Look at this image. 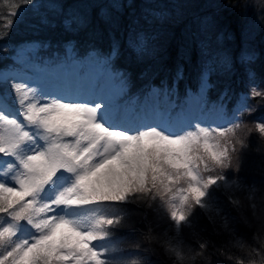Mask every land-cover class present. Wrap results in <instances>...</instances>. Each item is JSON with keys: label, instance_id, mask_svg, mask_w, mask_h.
Instances as JSON below:
<instances>
[{"label": "snow or ice", "instance_id": "snow-or-ice-1", "mask_svg": "<svg viewBox=\"0 0 264 264\" xmlns=\"http://www.w3.org/2000/svg\"><path fill=\"white\" fill-rule=\"evenodd\" d=\"M239 2L230 0L229 6ZM32 4H10L9 29ZM113 7L123 5L113 0ZM40 22L47 24V17ZM79 22L69 17L64 24L71 28ZM133 32L125 43L138 57H162L155 36ZM119 50V41L107 54L93 48L80 57L74 48H66L62 62L28 61L24 75L0 73L19 117L8 114L7 98L0 96V264H112L110 249L101 242L113 236L122 217L103 212L111 205L143 209L142 219L149 211L162 214L167 239L153 235L149 227L144 251L155 255L161 249L169 264H194L197 258L211 264L206 258L211 255L209 241L197 239L195 247L183 251L185 228L194 236L210 226L218 235L236 237L222 203L245 223L259 220L264 230V192L249 188L239 176V164L234 166L253 134L264 140V122L250 128L244 120L254 111L249 101L264 100V89L253 83L231 113L224 104L209 113L204 94L211 87V68L205 63L198 92L186 90L180 103L177 86L184 66L179 64L172 87L166 81L159 86L149 82L145 96L150 102L130 117L122 101L133 80L129 71L114 64ZM69 51L75 54L69 56ZM253 61L252 54L245 57L246 63ZM73 72L90 80L92 87H62ZM248 76L255 81V73ZM226 95L227 90L220 99ZM240 189L249 191L246 201L234 196ZM201 219L207 225L201 226ZM236 245L249 248L248 264H254L251 256L256 254L264 264V245L252 248L243 238Z\"/></svg>", "mask_w": 264, "mask_h": 264}, {"label": "trees", "instance_id": "trees-1", "mask_svg": "<svg viewBox=\"0 0 264 264\" xmlns=\"http://www.w3.org/2000/svg\"><path fill=\"white\" fill-rule=\"evenodd\" d=\"M19 2L21 0H0V37L7 34L6 39H0V73L24 75L21 51H26L24 59L29 56L33 62L50 64L62 62L66 48H74L80 57L93 48L107 54L113 42L119 41L120 50L114 64L132 74L133 87L122 101L131 107H140L147 100L145 93L149 82L159 86L161 81H166L171 88L179 64L184 66L183 79L177 86L180 103L184 102L186 90L198 92L200 72L205 63L211 68V87L204 94L209 113L220 104L226 105L231 113L240 94L248 92L253 83L264 89V0H240L235 7L229 6L230 0H120L123 7L118 8L113 7V0H33L22 19H16L9 29L10 4ZM44 16L47 24L40 22ZM69 17H77L80 22L66 28L64 21ZM132 30L133 35L143 32L146 36H155L157 44L163 47L162 57H138L125 43ZM248 54L254 56L251 63L245 62ZM145 71L147 75L142 77ZM249 72L255 73V81L249 80ZM225 90L227 95L221 100ZM0 96H6V103L16 109L11 89L2 82ZM249 103L254 111L246 114L244 120L253 128L264 122V100L257 97ZM237 163L239 176L245 184L264 192V140L258 134H253L249 146L238 153L234 166ZM248 195L247 189L234 193L241 201H246ZM254 198L258 199V194ZM221 206L229 213L236 237L218 235L210 226L199 236L185 228L183 251L195 247L197 239L206 240L212 245L208 250L211 255L206 257L211 264H235L240 259L248 264L249 248H239L236 240L243 238L246 245L256 248L264 245V230L259 220L245 223L226 203ZM103 211L122 217L111 239L121 243L123 251L119 257L117 252L114 254L113 264H169L161 249L157 248L155 255L144 251L149 246L143 240L149 234V227L153 235L167 239L164 236L167 224L162 214L149 211L147 219H142L143 209L134 211L133 205H111ZM217 223H220L219 217ZM200 224L207 225V221L201 219ZM137 244H140L139 249ZM251 259L254 264H261L259 254ZM194 264H204V260L197 258Z\"/></svg>", "mask_w": 264, "mask_h": 264}, {"label": "rangeland", "instance_id": "rangeland-1", "mask_svg": "<svg viewBox=\"0 0 264 264\" xmlns=\"http://www.w3.org/2000/svg\"><path fill=\"white\" fill-rule=\"evenodd\" d=\"M19 54H20V60H21V62H24L23 63V67L25 66V64L28 61H32L33 62V60L29 56L26 57L28 61L25 62L26 58L24 59L23 56L24 55L26 56V51H21V52H19ZM70 55H72L71 51H69V56ZM64 60H65V58H64ZM53 63H55V62H51L50 64H53ZM61 86L62 87H65L67 89H70V90H82V89L86 90V89H89V88L92 87V83H91L90 80L82 79L78 74H76L75 72H73V73L69 74L66 79H64L62 81ZM148 102H150V101L145 100V102L140 107H137V105L131 107V104L126 105V104H124V102H122V104H123L124 110L127 112V114L130 117H136L137 116V113L140 112V110L142 109V107L144 106V104L145 103H148ZM160 104H161V107H163V108H166L167 107V104L163 100L160 101ZM7 106H8V109H7L8 114H10L12 116H17V118H19L18 115H17V109H15V108L13 109L8 104H7ZM149 115H151V114H149ZM148 122L151 123L152 121H148ZM103 212L106 215L113 216L112 215L113 214L112 212H110V213L105 212V211H103ZM101 243L103 244V246L108 247L110 249V252L108 254V257L112 261V264H113V260L116 257L114 254L117 252V256L119 257V254L123 251L122 244L119 243L118 241L115 242L113 239H111V237L108 240L103 241Z\"/></svg>", "mask_w": 264, "mask_h": 264}]
</instances>
